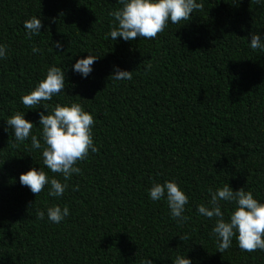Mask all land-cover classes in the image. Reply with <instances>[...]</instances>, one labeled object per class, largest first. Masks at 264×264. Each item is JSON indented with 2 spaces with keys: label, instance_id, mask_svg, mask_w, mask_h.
Masks as SVG:
<instances>
[{
  "label": "trees",
  "instance_id": "trees-1",
  "mask_svg": "<svg viewBox=\"0 0 264 264\" xmlns=\"http://www.w3.org/2000/svg\"><path fill=\"white\" fill-rule=\"evenodd\" d=\"M197 2L202 10L169 21L155 39L113 41L105 34L118 0H0L7 50L0 58V264H173L178 255L191 264H264V250L241 251L235 237L217 251L215 221L197 211L208 205L210 188L225 184L264 203V50L250 47L251 34L264 42V0ZM33 16L42 28L29 39L24 21ZM89 54L98 58L85 78L72 69ZM52 66L65 72V91L42 104L51 112L57 103H79L95 120L99 149L67 181L43 165L31 137L17 141L6 122L24 113L44 143L39 113L46 110L26 109L21 96ZM116 68L132 71V79H112ZM30 168L66 183L64 194L50 197L45 186L35 196L19 182ZM165 181L188 196L190 219L182 224L166 199L149 196ZM220 204L227 220L235 205ZM53 205L69 208L59 224L47 217Z\"/></svg>",
  "mask_w": 264,
  "mask_h": 264
},
{
  "label": "clouds",
  "instance_id": "clouds-1",
  "mask_svg": "<svg viewBox=\"0 0 264 264\" xmlns=\"http://www.w3.org/2000/svg\"><path fill=\"white\" fill-rule=\"evenodd\" d=\"M118 2L122 7L109 12L114 21L110 31L105 34V39L110 36L113 41L118 38L124 41H133L137 38L155 39L165 30L169 21L172 24L189 21L194 11L202 10L204 7L203 3H198L197 0H118ZM255 3L260 4L261 0H255ZM24 28L30 39L41 32L42 21L33 16L24 21ZM55 45L56 48L63 47L60 41H56ZM250 47L253 50H264V42L259 34H251ZM32 52H40V49L34 46ZM6 55V46L0 45V58H5ZM97 58L98 56L92 54L80 58L76 60L72 70L86 78L92 72V66ZM151 67V63L146 65L147 69ZM110 77L117 81L131 80L132 71L116 68ZM63 91L65 72L60 67L52 66L48 68L46 77L40 80L34 89L21 96V102L26 109H35L42 102L52 100ZM42 105L47 113L45 111L39 113L43 144L32 134L34 123L25 119L24 113L16 112L6 122L13 129L17 141L23 142L31 137L32 149H42L43 165L67 181L74 173H81V169L76 165L88 157L89 151L92 153L99 151L93 142L92 127L95 120L79 103L65 105L57 103L51 112L48 111L47 104ZM19 182L22 186L28 187L35 196L43 192L45 186H49L48 196L61 197L68 187L60 179L50 178L42 168L39 170L30 168L21 173ZM74 190H78V186ZM208 191L211 194L208 205H198L197 211L201 216L214 219L212 234L216 238L217 251L222 254L228 250L233 237L241 251L251 253L264 250V203L254 198L251 191H245L244 187L233 190L229 184H225L216 191H212L211 188ZM148 193L153 201L166 199L170 215L177 223L182 224L190 219L184 215L188 196L175 181L154 183ZM220 201L235 205L227 220L221 210ZM68 215L67 206L61 208L59 205H53L47 208V217L53 223L59 224ZM44 217L45 211L37 209L36 218L43 220ZM188 239L187 234L180 236L182 241ZM141 264H153V261L145 259ZM173 264H191V258L178 255Z\"/></svg>",
  "mask_w": 264,
  "mask_h": 264
}]
</instances>
